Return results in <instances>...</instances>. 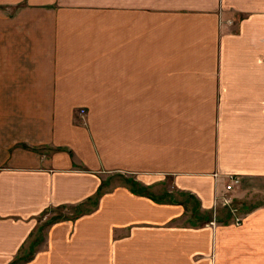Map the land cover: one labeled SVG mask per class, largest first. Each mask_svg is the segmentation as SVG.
Masks as SVG:
<instances>
[{
  "label": "crops",
  "instance_id": "crops-1",
  "mask_svg": "<svg viewBox=\"0 0 264 264\" xmlns=\"http://www.w3.org/2000/svg\"><path fill=\"white\" fill-rule=\"evenodd\" d=\"M0 264H264V0H0Z\"/></svg>",
  "mask_w": 264,
  "mask_h": 264
},
{
  "label": "built area",
  "instance_id": "built-area-1",
  "mask_svg": "<svg viewBox=\"0 0 264 264\" xmlns=\"http://www.w3.org/2000/svg\"><path fill=\"white\" fill-rule=\"evenodd\" d=\"M79 115H82V111L79 112ZM227 184L224 186V192L221 195H218L213 199V205L220 204L221 207H225L229 209L230 214L234 215L235 211L230 208L231 200L227 197L229 192L232 191L234 185L238 183V180L235 177L228 176ZM233 224L238 226L240 224V219L234 215Z\"/></svg>",
  "mask_w": 264,
  "mask_h": 264
},
{
  "label": "rangeland",
  "instance_id": "rangeland-1",
  "mask_svg": "<svg viewBox=\"0 0 264 264\" xmlns=\"http://www.w3.org/2000/svg\"><path fill=\"white\" fill-rule=\"evenodd\" d=\"M174 199L177 200V201H183V200H186V199L184 198V196H182V195H177V194H175ZM186 201H187V200H186ZM188 203L190 204V206L192 205V204H191V201H189ZM216 207H217V206H216ZM218 207H219V206H218ZM223 208H224V209H223ZM223 208L220 206L219 209H217V208H216V209H217V211H218V210H224L226 213H229V214H230L228 208H225V207H223ZM230 208L235 209V210L238 209V207H237L236 204H233V205L231 204V205H230ZM59 212H60V211H59ZM59 212H58V213H59ZM60 213H61L62 215H66V214H67V211H61Z\"/></svg>",
  "mask_w": 264,
  "mask_h": 264
},
{
  "label": "trees",
  "instance_id": "trees-1",
  "mask_svg": "<svg viewBox=\"0 0 264 264\" xmlns=\"http://www.w3.org/2000/svg\"><path fill=\"white\" fill-rule=\"evenodd\" d=\"M29 258H30L29 256H22V257H19L17 259H19L18 261H23V260H27Z\"/></svg>",
  "mask_w": 264,
  "mask_h": 264
}]
</instances>
